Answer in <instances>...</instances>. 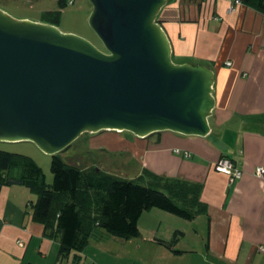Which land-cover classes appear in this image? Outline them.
Masks as SVG:
<instances>
[{"label":"crops","instance_id":"1","mask_svg":"<svg viewBox=\"0 0 264 264\" xmlns=\"http://www.w3.org/2000/svg\"><path fill=\"white\" fill-rule=\"evenodd\" d=\"M157 19L174 61L207 63L214 71L209 134L160 131L139 138L105 131L90 135L89 143L133 158L136 177L152 173L199 185L205 212L185 220L151 208L138 219L137 237L103 233L64 258L59 238L44 234L32 216L31 191L2 185L0 264H264V173L254 174L264 167V11L254 1L170 0ZM220 157L242 176L231 182L216 172Z\"/></svg>","mask_w":264,"mask_h":264},{"label":"water","instance_id":"2","mask_svg":"<svg viewBox=\"0 0 264 264\" xmlns=\"http://www.w3.org/2000/svg\"><path fill=\"white\" fill-rule=\"evenodd\" d=\"M169 1L88 0L102 48L0 9V141L51 156L85 133L208 135L214 71L173 60L157 19Z\"/></svg>","mask_w":264,"mask_h":264},{"label":"trees","instance_id":"3","mask_svg":"<svg viewBox=\"0 0 264 264\" xmlns=\"http://www.w3.org/2000/svg\"><path fill=\"white\" fill-rule=\"evenodd\" d=\"M66 0H57L58 10L46 11L41 21L54 24ZM233 1V0H232ZM254 1L264 11V0ZM102 48V45H100ZM52 180L47 184L41 168L28 156L0 150V187L22 185L36 194L32 216L43 224V233L59 238L58 255L66 258L80 252L89 238L103 233L121 239L139 234L142 212L158 208L182 219L191 220L205 212L199 201V185L145 173L122 178L98 166L82 168L51 155ZM177 233L166 245H171Z\"/></svg>","mask_w":264,"mask_h":264},{"label":"rangeland","instance_id":"4","mask_svg":"<svg viewBox=\"0 0 264 264\" xmlns=\"http://www.w3.org/2000/svg\"><path fill=\"white\" fill-rule=\"evenodd\" d=\"M0 9L15 19L41 21L44 12L56 11L58 5L57 0H0ZM90 10L91 5L88 0H66L64 6L60 9L56 26L60 31L78 35L100 48L99 39L87 23ZM90 135L85 133L79 136L64 151L58 152L57 155L63 161L78 166L96 164L104 172L127 179L136 178L138 165L136 166L133 158L125 153L92 146L89 143L90 137H92ZM0 150L28 156L41 168L45 182L47 184L51 183V156L42 152L32 142L0 141ZM30 194L34 200L36 194L33 192Z\"/></svg>","mask_w":264,"mask_h":264},{"label":"built area","instance_id":"5","mask_svg":"<svg viewBox=\"0 0 264 264\" xmlns=\"http://www.w3.org/2000/svg\"><path fill=\"white\" fill-rule=\"evenodd\" d=\"M232 3L234 5L236 4H240V0H233ZM226 65H229L230 62H225ZM175 152H179L178 149L174 150ZM184 155L189 156V153L184 151L183 152ZM213 169L216 172L222 173L224 175H226L229 179V181H234L239 179L242 176V172L240 169H238L234 163L232 162V160H230L227 157H220L215 163H213ZM264 173V167L262 166H258L255 168L254 170V174L256 176H262Z\"/></svg>","mask_w":264,"mask_h":264}]
</instances>
